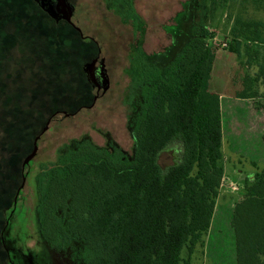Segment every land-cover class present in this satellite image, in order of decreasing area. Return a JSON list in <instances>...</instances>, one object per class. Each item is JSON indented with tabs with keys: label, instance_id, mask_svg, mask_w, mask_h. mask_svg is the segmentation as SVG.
<instances>
[{
	"label": "trees",
	"instance_id": "16d2710c",
	"mask_svg": "<svg viewBox=\"0 0 264 264\" xmlns=\"http://www.w3.org/2000/svg\"><path fill=\"white\" fill-rule=\"evenodd\" d=\"M249 1L264 11V0ZM223 3L186 0L163 27L168 47L151 55L140 42L132 47L128 101L139 100L130 121L132 157L84 140L36 174L37 225L51 248L76 249L83 264H191L210 230L224 175L220 99L209 90L216 49L208 28ZM187 17L193 24L185 30ZM262 26L234 19L228 51L240 57L241 42L264 45ZM263 75L264 66L238 97H256L251 86ZM261 141L264 147V126ZM171 146L178 156L162 169L158 157ZM241 194L230 218L232 264H264V172Z\"/></svg>",
	"mask_w": 264,
	"mask_h": 264
},
{
	"label": "rangeland",
	"instance_id": "374dc122",
	"mask_svg": "<svg viewBox=\"0 0 264 264\" xmlns=\"http://www.w3.org/2000/svg\"><path fill=\"white\" fill-rule=\"evenodd\" d=\"M69 1L76 9L72 21L101 49L110 84L90 109L87 107L94 91L85 80L82 67L97 55V47L89 41L81 42L71 29L54 25L32 0H0V264H6L5 249L9 264H83L76 249L56 252L41 237L35 213V176L84 140L99 147L116 146L128 156L134 155L130 121L139 100L134 97L132 102L128 101L133 92L127 70L130 46L140 39V34L108 12L102 0ZM112 1L114 4L117 0ZM185 1H134L145 22L142 48L146 53L160 52L169 46L163 27L172 23ZM223 1L208 23L216 49L209 90L224 97L236 94V98L244 84L252 81L264 66V45L241 42V56L237 57L228 51V33L234 19L240 18L262 23L264 37V11L249 0ZM142 25L139 22L141 30ZM263 79L264 75L251 86L256 97L237 101L238 127L230 129V100L223 102V186L210 230L204 236L203 246L194 249L191 264H232V207L252 173L264 172ZM56 112L60 113L51 119ZM63 112L73 115L64 117ZM49 119L34 158L24 168V185L14 202L22 182L21 163ZM247 128L251 142L240 140ZM177 156V148L168 147L159 155L158 163L166 169ZM230 184L239 190L232 192ZM182 256L186 257L185 250Z\"/></svg>",
	"mask_w": 264,
	"mask_h": 264
},
{
	"label": "flooded vegetation",
	"instance_id": "af4514ba",
	"mask_svg": "<svg viewBox=\"0 0 264 264\" xmlns=\"http://www.w3.org/2000/svg\"><path fill=\"white\" fill-rule=\"evenodd\" d=\"M72 6H73V13H72V17H71V23L72 24H69L67 23L66 21L64 20H59V21H55L49 14L48 12V6L50 5L49 1L48 0H32V2L35 4V6L37 7V9L44 15L46 16L47 18H49V20L53 21L54 25H63V27H66L68 29H71L72 31L76 32L78 37H79V40L81 42H85V43H88L89 42L91 43L92 46L94 47H97V55L94 56L90 62H92L93 60H96L94 66H93V70H94V82H93V86L88 82V80L86 79V72H85V65L90 63H85L82 67V71L84 73V76H85V80L87 81V83L89 84L90 88L92 91H94V96L92 98V103L87 107L88 109L92 108L95 101L98 100L101 96H103L108 90H109V87H110V84L108 86V89L106 90V92L103 93L102 91V88H101V83L100 81L98 80L99 78V75H98V71H99V67H100V62L101 60H103V67H104V74H105V77L108 79V76H107V73H106V69H105V61H104V58L100 57V53H101V49L98 47V44L96 42H94L92 39H89L86 35H83L82 33V30L81 28H79L78 26L75 25V23L72 21L73 20V17L75 15V6L74 4H72L69 0H67ZM135 0H122L121 3L119 2L118 3V0L113 4V1L112 0H102V2H104V5H105V9L110 12V13H113L114 15L118 16L120 18V20L125 24H129L133 30H135L137 33L140 34V39L139 40H136L134 42V44H132L130 46V51H129V55H128V65L130 67V53H131V49L133 46H136L139 42L141 43V47H143V40H142V35L144 33V29H145V22L143 20V18H141V16L139 15V13L136 11V8H135V3H134ZM134 10V12L136 13L137 17H138V20L136 22V24L134 23V21L132 20V18L130 17L131 13H130V9L131 8ZM177 14V13H176ZM176 14L174 15L173 19L175 18ZM124 19V20H122ZM173 19H172V23H173ZM139 22L141 23L142 22V30L139 28L138 24ZM182 22H184V26H187L188 28L192 26L193 24V19L192 17L191 18H185ZM169 24V25H172ZM176 25V24H175ZM76 28H78L80 30V33L76 30ZM170 40V38H169ZM89 41V42H87ZM171 42V40H170ZM143 49V48H142ZM144 51V50H143ZM145 52V51H144ZM146 53V52H145ZM154 53H157V52H154ZM154 53H146L148 55H151V54H154ZM128 67V69H129ZM108 83H109V80H108ZM98 86H100V88L98 89ZM94 97H96V100L93 102V99ZM60 113V112H59ZM58 112L54 113V115L51 116V119L59 114ZM63 116L64 114H67L68 116H64V117H69V116H72L73 114H69V113H66V112H63L61 113ZM49 119V123H50V120ZM49 125V124H48ZM45 133V132H44ZM43 133V134H44ZM42 134V135H43ZM105 148H108V147H105ZM110 148V147H109ZM2 243H3V239H2ZM50 249L56 251V252H61V253H65L66 251H58L54 248H51L49 246ZM5 253H6V264H9L8 263V254H7V251L5 249Z\"/></svg>",
	"mask_w": 264,
	"mask_h": 264
},
{
	"label": "water",
	"instance_id": "95a60500",
	"mask_svg": "<svg viewBox=\"0 0 264 264\" xmlns=\"http://www.w3.org/2000/svg\"><path fill=\"white\" fill-rule=\"evenodd\" d=\"M50 5L48 6V12L50 16L55 20H64L69 24L71 23V17L73 13V6L67 1V0H48ZM76 30L80 33V30L76 28ZM96 60H93L92 62L85 65V72H86V79L88 82L93 86L94 82V70L93 66L95 64ZM99 78L98 80L101 83V88L103 93L106 92L108 89L109 83L108 79L105 77L104 74V67H103V60L100 62V67L98 71ZM100 86H98V89ZM96 100V97H94L93 102ZM64 116H68L67 114H64ZM49 121L45 123V126L42 128L40 134L36 136L32 143V151L23 159L21 163V174H22V182L19 188L16 190V194L14 197V202L16 201V198L21 190V188L24 185L25 181V174H24V168L28 165V163L34 158L36 152H37V142L40 138V136L47 130Z\"/></svg>",
	"mask_w": 264,
	"mask_h": 264
},
{
	"label": "crops",
	"instance_id": "0c3cea01",
	"mask_svg": "<svg viewBox=\"0 0 264 264\" xmlns=\"http://www.w3.org/2000/svg\"><path fill=\"white\" fill-rule=\"evenodd\" d=\"M260 82V81H259ZM258 82V83H259ZM262 82V81H261ZM239 93V92H238ZM238 93H237V95H238ZM219 95V94H218ZM235 95L236 94H234V96L233 97H224V96H222V95H219V99H220V111H221V126H222V143H223V139H224V123H223V118H224V110H223V102L224 101H228V100H230V101H228L229 102V115H230V117H229V120H230V124H229V126L231 127L230 129H233L234 127H238V125L236 124L237 123V110H236V108L238 107L237 106V101L238 100H245V101H247L248 99H250V98H248V99H241V98H238V97H236V98H234L235 97ZM223 117V118H222ZM245 132H247V134H244V135H242V137H240L241 139L240 140H242V139H246V141H248V142H251V136H250V134H249V128H247L246 129V131ZM262 134V133H261ZM237 142H238V140H237ZM237 142H235V143H237ZM255 173H259V172H255ZM255 173H252V176L255 174ZM251 176V175H250ZM220 192V191H219ZM219 196V195H218ZM234 206V205H233ZM232 209H233V207H232ZM231 214H232V211H231Z\"/></svg>",
	"mask_w": 264,
	"mask_h": 264
},
{
	"label": "built area",
	"instance_id": "2783aa9c",
	"mask_svg": "<svg viewBox=\"0 0 264 264\" xmlns=\"http://www.w3.org/2000/svg\"><path fill=\"white\" fill-rule=\"evenodd\" d=\"M222 46L223 47H226V44H222ZM223 186V179H222V181H221V187ZM230 190L232 191V192H236V191H238L239 189H238V187L236 186V185H233V184H230Z\"/></svg>",
	"mask_w": 264,
	"mask_h": 264
}]
</instances>
